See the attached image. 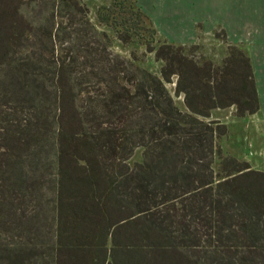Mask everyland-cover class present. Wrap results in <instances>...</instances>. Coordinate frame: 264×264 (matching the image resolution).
I'll use <instances>...</instances> for the list:
<instances>
[{
  "label": "trees",
  "instance_id": "trees-1",
  "mask_svg": "<svg viewBox=\"0 0 264 264\" xmlns=\"http://www.w3.org/2000/svg\"><path fill=\"white\" fill-rule=\"evenodd\" d=\"M100 2L92 23L82 0H0V264H264V171L212 118L259 110L250 58L215 65L158 42L138 0Z\"/></svg>",
  "mask_w": 264,
  "mask_h": 264
},
{
  "label": "rangeland",
  "instance_id": "rangeland-1",
  "mask_svg": "<svg viewBox=\"0 0 264 264\" xmlns=\"http://www.w3.org/2000/svg\"><path fill=\"white\" fill-rule=\"evenodd\" d=\"M82 1L88 6L90 19L95 23L94 12L101 5L100 0ZM136 5L153 24L158 42L183 46L187 51L196 46L193 52H189L215 65L221 64L230 46H236L250 58L259 110L238 118L235 108L231 107L213 111L212 118L228 128L227 134L219 141L222 151L240 161H248L253 169L264 171V0H138ZM46 9L43 1L24 2L22 13L33 23L40 24L46 17ZM71 27L69 25L68 29ZM96 29L103 30L98 26ZM109 46L122 58L131 59L134 65L150 72L157 69L153 56L145 53V39L134 38L131 43H120L111 36ZM26 52L22 51V54ZM177 104L182 107L180 100ZM139 156L140 151H137L132 161ZM214 163L216 172L218 160Z\"/></svg>",
  "mask_w": 264,
  "mask_h": 264
},
{
  "label": "built area",
  "instance_id": "built-area-1",
  "mask_svg": "<svg viewBox=\"0 0 264 264\" xmlns=\"http://www.w3.org/2000/svg\"><path fill=\"white\" fill-rule=\"evenodd\" d=\"M262 157L264 158V153L262 154Z\"/></svg>",
  "mask_w": 264,
  "mask_h": 264
},
{
  "label": "crops",
  "instance_id": "crops-1",
  "mask_svg": "<svg viewBox=\"0 0 264 264\" xmlns=\"http://www.w3.org/2000/svg\"><path fill=\"white\" fill-rule=\"evenodd\" d=\"M235 18V17H234ZM234 20V19H233ZM232 21V20H231Z\"/></svg>",
  "mask_w": 264,
  "mask_h": 264
}]
</instances>
